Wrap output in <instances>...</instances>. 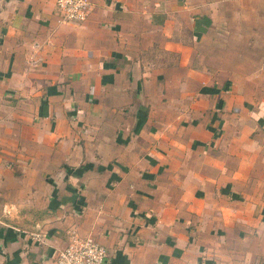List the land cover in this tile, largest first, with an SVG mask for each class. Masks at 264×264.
I'll return each instance as SVG.
<instances>
[{
  "label": "crops",
  "instance_id": "obj_1",
  "mask_svg": "<svg viewBox=\"0 0 264 264\" xmlns=\"http://www.w3.org/2000/svg\"><path fill=\"white\" fill-rule=\"evenodd\" d=\"M0 0V264H264V0Z\"/></svg>",
  "mask_w": 264,
  "mask_h": 264
},
{
  "label": "built area",
  "instance_id": "obj_2",
  "mask_svg": "<svg viewBox=\"0 0 264 264\" xmlns=\"http://www.w3.org/2000/svg\"><path fill=\"white\" fill-rule=\"evenodd\" d=\"M63 22H84L93 8L91 0H56ZM107 248L91 235L72 234L57 253L54 264H105Z\"/></svg>",
  "mask_w": 264,
  "mask_h": 264
}]
</instances>
